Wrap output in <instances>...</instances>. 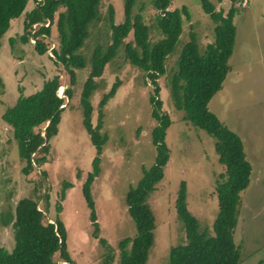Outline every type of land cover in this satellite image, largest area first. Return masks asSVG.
<instances>
[{"label": "rangeland", "instance_id": "1", "mask_svg": "<svg viewBox=\"0 0 264 264\" xmlns=\"http://www.w3.org/2000/svg\"><path fill=\"white\" fill-rule=\"evenodd\" d=\"M210 1L224 12L231 5V0ZM123 2L101 1L99 18L90 23L88 35L77 50L85 57L86 65L75 68L73 84H69L65 66L56 62L51 53L58 42L55 23L51 25L52 46L44 53L35 49V36L31 34L28 41L22 38L25 13L34 4L33 0L19 16L11 19L0 36V245L9 251L14 246L10 219L14 217L17 201L25 196L37 198L39 208L49 221L58 216L64 222L67 247L74 264H100L109 248L113 254L110 264H120L119 240L136 232L126 193L155 161L157 145L152 140V130L157 120L152 115L150 99L154 85L141 67L125 58L123 46L105 64L102 74L95 77L90 96L92 125H97L100 119L99 133L106 137L101 146L99 173L90 184L99 226L97 235L93 233L90 208L82 191L83 182L93 168L96 147L83 124L81 92L91 67L93 48L97 44L105 47L111 42L108 8L112 6L113 20L119 23L124 19ZM235 4L236 35L228 58L230 69L208 107L240 135L252 166L249 184L239 193L233 238L239 246L238 264H257L264 259V0H236ZM183 5L188 16L183 14L182 32L165 60V73L157 78L162 111L171 119L165 134L169 157L163 167V177L148 198L155 227L154 242L144 264H167L170 248L185 240L184 224L175 208L181 181H185L187 206L197 217L199 229L212 231L218 211L216 179L226 170L218 160L215 137L185 119L184 109L175 107L170 94L171 75L191 33H195L201 52L214 38L215 23L200 0H171L169 8ZM136 12L149 25L150 40L160 38L152 0H136L133 13ZM33 30L34 25L31 33ZM132 38L130 31L124 40ZM55 74L60 77L59 94L65 105L58 131L50 139L46 160L40 165L33 163V168L26 173L22 169L26 159L20 157L17 140L2 113L14 104L19 94L40 89ZM117 80L115 93L100 107L103 94ZM66 86L72 89L70 97L64 93ZM38 128L42 129L43 125ZM65 183L69 186L64 187ZM62 190L64 196H61ZM45 192L47 199L43 198ZM57 205H60L59 211ZM102 238L106 244L101 242ZM58 260L59 264H68L59 257Z\"/></svg>", "mask_w": 264, "mask_h": 264}, {"label": "trees", "instance_id": "2", "mask_svg": "<svg viewBox=\"0 0 264 264\" xmlns=\"http://www.w3.org/2000/svg\"><path fill=\"white\" fill-rule=\"evenodd\" d=\"M29 1L0 0V36L9 27L11 19L25 10ZM101 1L33 0L34 4L26 10L22 38L28 41L31 34L35 36L33 45L39 53L46 52L52 46L51 25L55 23L58 42L51 48V53L55 61L62 63L68 71L69 84L75 83V68L86 65L85 57L77 50L88 35L90 23L99 18ZM235 1L231 0V5L224 12L216 9L210 0H200L202 8L215 23L214 38L201 52L196 35L192 32L180 50L177 68L170 78V94L175 107L184 109L185 119L215 137V151L226 170L216 179L218 211L212 231L209 228L199 229L197 217L187 206L185 181L180 182L175 208L184 224L185 240L170 248L167 264H238L240 259L233 231L238 220L239 193L249 184L252 166L246 158L240 135L208 107L209 100L222 88L230 69L228 58L233 51L236 35L233 22L237 8ZM170 2L152 0L156 9V26L162 34L154 41L150 40V27L142 14L133 13L136 0H124V19L119 23L114 22L113 8L109 6L111 42L105 47L97 44L93 48L91 67L81 92L83 124L96 147V155L92 159L93 168L83 182L82 191L90 208L93 233L97 235L99 226L90 184L99 173L101 146L106 137L99 133L101 120L95 126L91 121L90 96L95 88V77L102 74L105 64L123 46L125 58L141 67L154 85L150 99L152 115L157 120L152 130L157 154L153 165L144 169L137 183L126 193L128 211L135 221L136 232L133 236L119 240L120 264H144L154 242L155 216L148 198L164 174L163 167L169 157L165 134L171 123L168 113L162 111L157 78L165 73V60L175 48L182 32L183 14L188 16L185 5L170 9ZM33 23L37 25L31 33ZM130 31L133 38L125 41ZM118 84V80L115 81L109 91L103 94L99 101L100 107L115 93ZM60 85V77L55 74L46 79L40 89L29 94H19L14 104L6 107L2 113L17 140L20 157L26 159L22 168L26 173L33 168V163L40 165L46 160L50 139L58 131L61 110L65 107L64 98L59 94ZM64 93L70 97L71 87L66 86ZM41 125L43 128H38ZM66 186L69 183H65ZM64 193L62 190L61 196ZM47 197L48 193H43V198ZM56 208L59 211L60 205ZM10 220L14 229V246L9 251L0 245V264H59L58 257L68 264H74L67 247L64 222L58 216L49 221L43 209L39 208L37 198H20L15 205L14 217L12 215ZM101 242L106 244L103 238ZM111 251L109 248L100 264L111 263ZM257 264H264V259H260Z\"/></svg>", "mask_w": 264, "mask_h": 264}, {"label": "built area", "instance_id": "3", "mask_svg": "<svg viewBox=\"0 0 264 264\" xmlns=\"http://www.w3.org/2000/svg\"><path fill=\"white\" fill-rule=\"evenodd\" d=\"M46 24H47V23H46ZM33 25H34V30H35V26L37 25V23H33ZM34 30H33V31H34ZM33 31H32V32H33ZM29 37H30V36H29ZM34 42H35V41H34Z\"/></svg>", "mask_w": 264, "mask_h": 264}]
</instances>
